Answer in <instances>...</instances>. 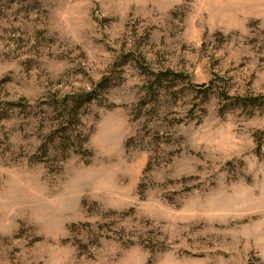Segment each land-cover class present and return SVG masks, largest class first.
<instances>
[{"label":"rangeland","instance_id":"rangeland-1","mask_svg":"<svg viewBox=\"0 0 264 264\" xmlns=\"http://www.w3.org/2000/svg\"><path fill=\"white\" fill-rule=\"evenodd\" d=\"M0 264H264V0H0Z\"/></svg>","mask_w":264,"mask_h":264}]
</instances>
